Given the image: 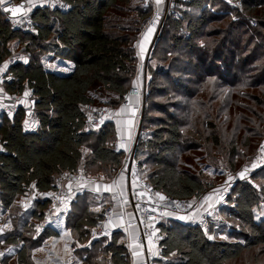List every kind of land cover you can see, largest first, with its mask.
Returning a JSON list of instances; mask_svg holds the SVG:
<instances>
[{"label":"trees","instance_id":"trees-1","mask_svg":"<svg viewBox=\"0 0 264 264\" xmlns=\"http://www.w3.org/2000/svg\"><path fill=\"white\" fill-rule=\"evenodd\" d=\"M22 1H0V63L12 55L10 44L17 42L25 44L29 56L73 64L72 71L63 75L43 66L32 67L33 63L23 69L17 62L8 70L12 79L4 83L8 95L31 90L38 127L27 129V110L22 106L12 119L0 115V210L12 222V230L2 240L14 247L17 264H37L35 251L59 236L48 229L35 238L29 222L40 220L50 202L40 200L27 213L15 206L30 191L50 194L60 174L77 173L81 166L86 175L102 174L109 180L123 172L126 153L113 150L114 125L107 122L98 132L85 128L87 108L95 105L89 92L99 84L117 97L107 106L114 108L124 101L140 70L135 56L138 34L156 11L150 2L144 7L147 0H61L67 11L49 6L34 10L37 34L31 35L13 30L2 9ZM201 4L199 0L186 3L178 19L169 17L153 48L136 149L142 177L163 195L179 200L200 197L210 187L200 175L182 169L179 159L203 138L198 122L208 126L214 115L232 106L264 123V115L254 110L256 106L264 111V0H246L244 14L236 13L238 21L209 13L201 17L195 12ZM246 15L256 20V27L246 21ZM238 122L236 131H249ZM190 124L193 127L187 134L184 129ZM246 141L249 146L250 140ZM236 143L235 139L231 142L233 156ZM260 177L264 181L263 169L252 179ZM260 200L258 189L241 181L221 210L238 228L229 234L235 242H210L193 224L167 220L160 226L162 263L227 264L258 247L264 254V220L255 219ZM94 206L90 195L82 193L67 215V227L78 243L87 245L91 230L102 219L103 210L93 211ZM83 253L85 264H102L107 255L110 264L131 263L122 232L95 241ZM38 264L44 263L39 260Z\"/></svg>","mask_w":264,"mask_h":264},{"label":"built area","instance_id":"built-area-1","mask_svg":"<svg viewBox=\"0 0 264 264\" xmlns=\"http://www.w3.org/2000/svg\"><path fill=\"white\" fill-rule=\"evenodd\" d=\"M29 1V0H23ZM195 0H167L166 7L160 14H155L151 19H147L149 25H154L158 30L164 27L167 19L172 17L178 19L181 14L186 11V3ZM208 4L211 0H199ZM213 1V0H212ZM226 5L230 15L234 21H238L236 13L244 14L246 0H220ZM16 4L14 2H10ZM8 3V4H10ZM147 5V4H146ZM49 7L61 12L67 11V6L61 0H50ZM3 9V8H2ZM34 10H28V13L18 19H9L11 28L23 34H37L36 25L32 21ZM250 24L256 27L257 22L251 20L248 16L245 17ZM157 35V34H156ZM189 36V35H187ZM158 38V35L157 37ZM156 39L151 46L149 53L141 56L139 63L140 70L138 72V80L140 81L139 88H132L130 95L140 96L146 100L148 84L150 80L149 63L150 56ZM18 62L16 55H11L6 61L0 63V69L8 72L10 67ZM12 79L10 75H6L3 79L4 83ZM21 95H6L0 93V115L14 114L19 108ZM109 108L107 106H93L85 119V128L87 131H100L109 120ZM144 114V106L141 115V125ZM140 133L138 134L134 147L130 153L126 154V160L123 165V173L127 178L126 195L123 196L115 193L111 196V203L103 209L102 219L98 226L94 228L90 234V241L86 248H91L95 241L110 239L118 232H125L131 227L138 228L137 246L142 250L146 261L144 264H155L151 253V244L156 242L160 233V226L166 220L169 214L186 216L192 218V224L196 226L206 238L213 236H221L225 229L230 230V225L225 220L222 209L220 207H204V195L190 200H179L163 195L150 182L146 181L141 174V169L136 161V149L139 141ZM114 152H122L119 145L113 147ZM260 158H256L254 163L249 168H261L264 166V144H262ZM83 176L77 173H62L55 181V190L49 194V206L44 211L42 218L36 223V230L40 233L44 232L48 227L59 222L63 212L70 208L74 202V191L67 189L66 184H78ZM229 183L224 185L222 189L223 195L227 194ZM163 197V198H161ZM199 213L197 218H193L195 213ZM120 218V226L115 224V218ZM4 232L2 225L0 226V264H7L15 257V249L11 245H7L3 240ZM129 251V247H126Z\"/></svg>","mask_w":264,"mask_h":264},{"label":"rangeland","instance_id":"rangeland-1","mask_svg":"<svg viewBox=\"0 0 264 264\" xmlns=\"http://www.w3.org/2000/svg\"><path fill=\"white\" fill-rule=\"evenodd\" d=\"M3 1L4 0H1V2ZM166 2L167 0H163V5H162L163 10L166 7ZM146 4H148L147 1L144 3V7H147ZM198 9L199 10H195V12L199 14L201 17H204L207 13H209L214 16H227L232 21H234V18L229 13L230 11H228L229 9H227L226 5H224L220 0H213V1L211 0L206 5L204 2H202L201 6L198 7ZM261 10L264 11V8ZM156 12L154 14H156ZM160 13L162 12H157V14ZM260 14L261 12L260 10H258L257 15ZM154 16L149 18L152 19ZM246 16H248L251 20L256 21L251 16L249 15ZM247 22L249 23V21ZM147 23L148 20L143 22L141 26V32L138 34L139 40L137 44H135L136 47L134 46L135 56L138 59H140L142 55L147 56L155 39L156 42L154 46L156 45L157 41L160 39L164 29L163 27L158 34L157 32L159 28H157L152 24L149 25ZM250 25L254 27L252 24ZM147 33L148 36L145 37ZM156 34L158 35V38H156L157 37ZM149 36H151L150 41H149ZM144 37L146 41L150 42V44L148 43L149 44L148 49H146L144 53H141L138 50L137 46L141 41V39H143ZM20 47H21L19 48L20 51L17 50L15 52L16 55L18 54L26 55L24 49L25 44H20ZM38 64L39 63H37V65ZM34 65H36V63ZM152 66L153 67L156 66L155 60L153 61ZM103 90L104 89L100 88L99 86H95L91 91L92 96L96 99V104L94 105L96 107L107 106V104L111 101V99L105 94ZM242 91L243 93L249 92L248 90H244V89H242ZM250 93L255 94L256 92L253 91ZM219 98H221V102H222L223 95H221V97ZM242 100L243 99L240 98H235V99L230 98L229 101L231 102L240 101L241 104L243 103L248 104L247 102ZM26 102L27 103L24 102L25 104L22 107L25 110H27V112L29 111L31 112L30 116L27 117V123L29 124L30 121L32 123L33 122L37 123L36 118L34 117L33 114L32 103L30 101H26ZM158 102H163V101L159 100ZM254 110L260 113L261 116L264 115V111H262L261 108L255 106ZM177 116L179 118H183V113L177 112ZM156 117H160V115H156ZM211 119L212 120L210 121V123H208V126H205L204 123L201 121L197 123L198 128L201 130V135L203 136V138H200L199 140L200 142H198V147L196 149L191 151L188 150L187 152H184L183 154L179 155L180 163L182 164L181 168L193 174L200 175L202 179L207 184L210 185L209 190L205 194H203L205 200L204 207L207 205V202H209L210 206L208 207H215V208L220 207L221 209L226 208L228 204V200L232 196L233 190L241 181L254 185L256 189H258V192L261 193L259 209L255 213L256 216L255 219L258 222H261L262 220H264V191L262 190L264 187V181L262 177L257 178L255 180H253L252 177L262 169L264 170V166L256 169L249 168V166H251L254 163L256 158H260L262 154L260 148L262 144H264V123L261 124V121H258V119L255 116H253L251 113L247 111H243L241 108L235 109L232 106L223 108L217 117L214 115ZM239 119L240 122H238ZM237 122L240 125V127H247L249 131L247 132L243 130L236 131L235 127L237 125L236 124ZM258 125H260V127ZM192 127L193 126L191 124L188 125L187 128L184 129L185 133L189 134L191 132ZM151 130L153 129L151 128ZM234 139L237 142L235 144L237 148L235 156L232 155V147H231V142ZM247 139L250 140L249 146L247 145V141H246ZM147 168H150V166L148 165ZM82 172L84 174L86 173L84 168ZM243 172L245 173V177L244 180L240 181L239 175ZM84 174H81L83 176L82 177L83 179H88L89 177L93 181H97L96 179L99 180V178L102 177L105 181L109 180L107 176L102 174L101 177L99 175L88 176L86 174L85 176ZM228 183H229V188H228L229 191L227 192V194L223 195L222 189L224 188V185ZM124 192L125 189L123 193ZM123 196H125V194H123ZM25 197L26 198H23V201L25 200L26 203L29 202L30 207L28 208H31L30 210H33L34 205H36V202H34V200L36 199V194L30 191ZM94 199L95 196L93 194H90V200L95 205H98V207L94 206L95 208H92L96 212L103 210L109 205L105 199H102L101 203L96 199L95 200ZM41 201L44 202L45 200L42 199ZM21 202L22 201L19 200L15 207H17L18 209H22L23 205L21 204ZM224 218L226 221L229 220L226 219L225 216ZM180 219H183L184 223H189V220L190 221L192 220V218H188V217H184V218L180 217ZM38 221L39 220L34 221V223L32 224L31 222H29V227L31 228L30 232L33 233L35 238L40 237V235L43 234L48 229L52 230L50 227H48L44 232L40 233L38 230H36V223ZM166 221L167 220H164L163 223H166ZM227 222L230 225V230L227 228L224 230L221 236H213L207 239L210 242H235L233 241L234 239L229 237V234L232 230L236 231L238 228L236 227L234 222L232 221H227ZM11 224L12 222L8 220L7 215H3L0 210V226L2 225V232H4L3 236H5V234L8 231L12 230V227L10 226ZM66 228H67L66 232L63 235H60L57 238L58 240L56 239L53 242L52 240H48L47 242L42 244L40 249L35 251L34 255L36 256L37 264L39 260H42L44 264H66V263L85 264L84 258L86 255L83 253V251L84 248H86V244L76 242L74 236L69 231L67 226ZM160 236L161 234L159 233V237L155 243H159ZM103 240H109V239H103ZM89 241H90V237H89ZM261 250L262 247H258L249 252H245L244 254L241 255L240 258L231 261L227 264H264V254H262ZM109 258H110L109 255L103 257L102 264H110Z\"/></svg>","mask_w":264,"mask_h":264},{"label":"crops","instance_id":"crops-1","mask_svg":"<svg viewBox=\"0 0 264 264\" xmlns=\"http://www.w3.org/2000/svg\"><path fill=\"white\" fill-rule=\"evenodd\" d=\"M1 1V0H0ZM6 1V0H4ZM3 1V2H4ZM49 1L50 0H29L28 1V8L29 10H35L36 8H44V7H48L49 6ZM147 2L151 3L154 5L155 11L157 12H162L163 8V0H147ZM3 5V4H2ZM150 34V33H149ZM148 36V33L145 35V37ZM145 37L143 39H141V41L139 42L137 48L141 53H144V51H146V49H148L150 42L145 40ZM151 40V36H149V41ZM149 43V44H148ZM148 44V45H147ZM10 48L12 51V55H16V51H20L19 48L20 44L17 42H13L10 44ZM18 57V62H20L22 65L23 69H26L28 67H30V64L33 63L36 65L32 66V67H38V66H43L46 70L57 73V74H69L72 71L73 68V64L71 62H67V61H60V60H52L48 57H35V56H29L27 53L25 54H18L16 55ZM139 63H140V59ZM37 63H39L37 65ZM8 74V72H5L4 70L0 69V93H4L7 95V92H5L4 89V81L3 79L5 78V76ZM95 86H99L100 88H102L99 84H96ZM94 86V87H95ZM93 87V88H94ZM140 87V81L137 79L135 80L134 86L133 88H139ZM92 89L89 92V95L91 98H93L95 100V104H96V99L92 96L91 94ZM105 92V94L111 99V100H116L117 97L114 94H111L105 90H103ZM31 90H26L24 92V94L21 95V100L19 102V106H23L25 103H27L26 101H31ZM25 102V103H24ZM143 106L145 108L144 105V100L142 97L140 96H132L129 94L126 96V98L124 99V101L112 108L110 106H108L109 108V120L108 123H111L112 125H114V130H115V142H114V146L115 145H119L121 148V151L124 153H130L134 147L136 138L138 136V134L141 131V115H142V110H143ZM90 108H87V113L89 112ZM12 115V116H10ZM8 115V117L10 119L13 118L14 114H10ZM143 120V119H142ZM37 122V121H36ZM38 127V124L35 122H29V124L27 123V129L31 130V131H36ZM83 166L80 167L79 171L77 172V174H84L82 172L83 170ZM85 175V174H84ZM86 176V175H85ZM99 176L101 177V174H99ZM97 181H93L91 178L88 177V179H83L80 183L78 184H66L65 187L67 189L73 190L74 194H73V199L75 201L76 196L82 193H87V194H93L95 196V199L97 201H99L101 203L102 199H105L108 204L111 203V196L115 193H119L121 195L125 194L126 195V186H127V178L124 175V173L122 172L121 174H119L116 178H114L113 180H104L102 177L98 179H96ZM125 189V192L123 193ZM33 193L36 194V199L34 200V202H39V200L42 199H47V197L49 196V193L46 194H39L36 191H33ZM94 199V200H95ZM21 204L23 205L22 207V212L23 213H27L31 208L29 202L26 203V201L21 200ZM25 205V207H24ZM73 205V204H72ZM96 207H98V205H95ZM210 206L209 202H207V205L205 207ZM72 206L70 208H68L65 212L62 213L59 222L56 223L55 225H53V227L51 228L52 231H54L56 234H58V236L63 235L67 228V224H66V218L67 215L69 213V211L71 210ZM95 208V207H93ZM93 210V209H92ZM95 211V210H93ZM199 215V213H195V215H193V218H197V216ZM180 217H186V216H179V215H172L169 214L166 218V220H177L180 221L182 223L183 219H180ZM34 221H37V219H33L32 223H34ZM192 221L189 220V223L191 224ZM115 224L117 226H120V218L116 217L115 218ZM9 232V231H8ZM124 239H125V246L129 247V254L131 256V263L130 264H144L146 261V257L144 256L142 250L137 246V238H138V228L137 227H131L130 229H128L125 232H122ZM155 243V242H154ZM152 243L151 244V253L152 256L154 258V262L155 264H163V260L161 257V250L159 248V243ZM68 262V261H66ZM65 263V262H64ZM7 264H17V257L15 256L14 258H12ZM69 264V263H66Z\"/></svg>","mask_w":264,"mask_h":264},{"label":"water","instance_id":"water-1","mask_svg":"<svg viewBox=\"0 0 264 264\" xmlns=\"http://www.w3.org/2000/svg\"><path fill=\"white\" fill-rule=\"evenodd\" d=\"M28 5L29 4H28L27 1H22L21 3H18V4H12V3L6 4L5 6H3V12L6 14L8 20L9 19H18V18H20V17H22V16H24V15H26L28 13V10H29V8H28L29 6ZM21 6H23V7H21ZM5 8L17 9V12H16L15 15H13L11 11H5ZM30 114H31L30 111L27 112V116L28 117L30 116ZM241 174H243V175H241ZM241 174L239 175L240 181L244 180V177H245V173L244 172L241 173Z\"/></svg>","mask_w":264,"mask_h":264},{"label":"snow or ice","instance_id":"snow-or-ice-1","mask_svg":"<svg viewBox=\"0 0 264 264\" xmlns=\"http://www.w3.org/2000/svg\"><path fill=\"white\" fill-rule=\"evenodd\" d=\"M21 7H23V6H21ZM5 11H11L12 14L15 15L16 12H17V9H8V8H5ZM241 175H243V174H241ZM161 198H163V197H161Z\"/></svg>","mask_w":264,"mask_h":264}]
</instances>
